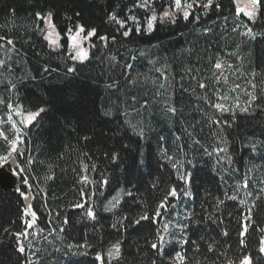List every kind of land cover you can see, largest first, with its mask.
Here are the masks:
<instances>
[{
	"label": "trees",
	"instance_id": "trees-1",
	"mask_svg": "<svg viewBox=\"0 0 264 264\" xmlns=\"http://www.w3.org/2000/svg\"><path fill=\"white\" fill-rule=\"evenodd\" d=\"M219 2V9L213 7L206 13L196 8L199 21L179 16L174 24L158 20L149 33L145 26L148 13L133 8L135 0H0V37H5L0 40V59L7 61L0 67V99L4 101L0 118L6 119L9 102L22 104L25 111L46 109L24 129L20 146L24 156L17 157L31 189L23 184L18 187L31 196L24 200L16 189L0 187V264H25V257L31 258V264H100L97 253H105L117 241L119 260L109 262L105 256L104 264H151L153 259L156 264H174L169 257L181 247L188 250L190 259L203 264H224L227 258L238 264L245 255L251 256L252 264H264L260 251L264 148L258 146L253 153L249 147L250 139L264 140V0L255 23L243 13L236 15L234 0ZM163 3L165 0H159L156 5L158 14ZM48 11L53 13L62 48H49L37 28V24L40 28L45 25L36 20L35 13ZM113 11L119 19L135 15L141 30L137 32L136 22L128 19L126 28L132 34L124 37L121 33L126 28L109 19ZM77 24L97 30L86 41L90 59L84 63L69 57L72 49L66 33L68 29L74 32ZM245 24L257 33L255 39L242 35ZM208 27L212 32L205 34L203 29ZM105 35L109 37L106 44L99 40ZM217 59L224 62L221 70L214 68ZM129 64L131 68L126 67ZM72 67L75 71L69 72ZM199 83L207 87L201 89ZM249 93L258 99L250 113H243L236 105L247 106ZM212 103L232 108L234 117L218 112ZM169 105L177 108L176 114L167 111ZM106 111L111 115H104ZM217 119L229 120L232 126L216 125L213 121ZM0 127L9 140L15 138L8 122ZM140 130L143 137L138 135ZM224 146L228 152L213 151ZM9 147L0 138V154ZM114 153L118 154L116 160L112 159ZM29 158L35 163L28 165ZM85 163L87 173L82 172ZM185 173L190 174V185L179 178ZM84 174L91 183L81 182ZM49 176L53 178L47 179ZM245 177L247 188L243 187ZM103 179L108 183L101 186ZM173 185L192 196L169 197L171 207L154 223L152 213ZM231 196L236 199H229ZM113 197L120 203L112 212L105 211L109 201L115 203ZM254 199L253 222L241 246V222ZM218 200L224 203L218 205ZM29 203L38 219L27 229L28 237L21 238L26 253L20 254L13 233L24 231L25 222L31 219L23 212ZM78 203H84V208L73 207ZM89 207L96 213L95 220L86 216ZM144 212L149 214L148 220L129 223ZM187 213L198 223L185 238L196 241L199 250L191 243L175 248L166 245L163 256H158L150 247L159 235L157 229L169 221H182ZM125 215L129 220L121 228L118 221ZM169 231L177 239L182 235L174 228ZM85 241L91 247H68ZM208 244L214 245V252H208Z\"/></svg>",
	"mask_w": 264,
	"mask_h": 264
},
{
	"label": "snow or ice",
	"instance_id": "snow-or-ice-1",
	"mask_svg": "<svg viewBox=\"0 0 264 264\" xmlns=\"http://www.w3.org/2000/svg\"><path fill=\"white\" fill-rule=\"evenodd\" d=\"M159 3V0H135V3L133 4V8H139V9H144L148 13L146 17V31L147 32H152L155 28V23L159 21H169L170 23H175L177 17L179 16L180 18L184 20H188L190 17H192L194 20L199 21L200 20V15L195 13L196 8H201L205 11V13L215 7L216 9H219L221 7V4L219 0H165V3L161 4V10L159 14L157 13L156 10V5ZM234 3L237 5L236 6V15L239 16L241 13H243L250 22L255 23L257 17L260 15L261 8H262V0H246V3L244 4L243 7L239 6L240 5V0H234ZM131 11V9H129ZM35 18L37 21H41L44 23L45 27L40 28V25L37 24V28L43 33V39L48 42V47L53 48V49H59L62 48L63 45L60 43V33L56 29V25L53 22V13L51 11L41 13V12H36L35 13ZM109 19L115 21L120 28H126L127 20L131 19L134 22H136V31L139 32L141 30V25L138 22V18L135 15H132L130 17H127L125 19H119L116 12H112L109 14ZM227 19V18H225ZM239 27V25H237ZM237 27H234L232 30L236 31ZM245 31L242 33V35L248 36L252 39H255L257 36V33L253 31L252 27H249L247 24L244 25ZM96 29L91 28V29H86L83 24H77L76 29L73 32L72 29H68V32L66 33L68 37V44L72 51L69 53V57L71 60L79 62V63H84L85 61L90 59V49L89 47L85 46V41H89L92 37L96 36ZM203 32L205 34L211 33L212 28H204ZM124 37H128L132 34V29L131 28H126L121 33ZM261 35H264V33H261ZM115 36L111 37V40L115 42ZM0 40H5V37H0ZM99 40L103 43H107L109 40L108 36H100ZM8 45H13L14 42L12 40H7L6 41ZM0 47H3V45H0ZM94 47V45H92ZM135 59V57H133ZM7 61L0 59V67H4L6 65ZM126 67L131 68L132 65H127ZM224 67V62L222 60L217 59L216 62L214 63V68L216 70H221ZM69 72H74L75 67L69 68ZM157 71H160L157 69ZM189 72H192V69H188ZM251 76L253 79L257 76L256 72H252ZM166 79V77H165ZM195 79V77H193ZM219 79V77H217ZM198 86L203 89L206 88L207 85L204 83H199ZM111 87V85H110ZM238 87V86H237ZM253 88H255V85H252ZM16 89V84H11V90ZM249 99L247 101V106L245 107H240L239 105H236L237 108L243 113H250L253 110V104L254 102L258 99V97L253 94L249 93ZM221 99H226V97H221ZM0 103H4L2 99H0ZM214 109H216L220 113H231L234 117L235 113L232 108L226 106L223 103H212L211 105ZM256 107H260L259 105H256ZM7 108L10 110L7 113L6 119L0 118V124L2 123H7L10 122L11 128L15 133V138L9 140V137L4 133L3 128L0 127V138H3V140L7 141L10 145V147L6 150L5 154H0V168H5L7 167L8 169L11 170L12 175L22 178V184L24 186H27V188L31 189V184L29 183V178L28 176L24 175L25 173V167L21 165L20 160L17 159V157H22L24 156V152L20 150V146L24 144V138L26 133L24 132V129L32 126L33 123L37 120L38 117L41 116V113H44L46 109L44 107H39L35 111H25L24 106L22 104H15L13 105L11 102L7 104ZM167 111L171 114H176L177 108L174 105H169L167 108ZM13 113L15 116L20 118V125H17V121L13 119ZM104 115L108 116L111 115L110 111L104 112ZM125 123H128L125 121ZM214 124L220 125V126H228L231 127L232 124L229 122V120H221L217 119L213 121ZM135 128V126H132ZM138 135L140 137L144 136V131L140 130L138 132ZM262 136H264V132L261 133ZM85 140L90 139V137L85 136L83 137ZM221 142H223V137L220 138ZM196 143H199V141H196ZM258 146L261 148H264V140H261L259 138H255L254 142L250 139L249 142V147L253 153H255L258 150ZM165 151H167L165 149ZM214 152L216 153H226L229 151L228 146L224 147H216L213 149ZM118 158V154H113L112 159L116 160ZM169 160L172 159V157H167ZM223 159V157H221ZM35 163V161L32 158H29L27 160V164L31 165ZM15 165V167H13ZM89 165L87 163L83 164L82 172L87 173ZM173 167H175V164H173ZM92 170H95V165H92ZM52 176L47 177V179H52ZM179 178L184 181L186 185H190L191 183V177L190 174H181ZM81 182H86V183H91L89 180V177L87 174H84L81 176ZM108 183L107 179H103L100 181L101 186L106 185ZM153 187H156L154 184ZM243 187L247 188L248 187V179L247 177L244 178L243 181ZM17 192H20V195L23 197L24 200H28L29 196H31V192H21L20 188H16ZM183 195L185 197H190L192 196V193L188 190H180L178 191L177 188L173 185L164 195L160 203L157 205L155 211L152 213V220L154 223H159L160 219L163 216V210L167 209L168 207H171L169 204V197L171 198H177L180 195ZM83 196V193H81ZM127 195H131V192H128ZM251 195V193H249ZM33 199L35 197H32ZM229 199H236L235 196L229 197ZM113 203L112 201H109L108 207H106L104 210L108 212H112L120 203V200L117 199L116 197H113ZM224 203L223 200H218V205ZM241 204L245 203V201L241 200ZM217 205V207H218ZM84 203H78L74 204L73 207L75 208H84ZM256 207V200L254 199L252 201V207L248 209L247 215L243 217V220L241 222V232H240V245L244 246L245 241H244V236L247 234L248 231V225L252 223V210L253 208ZM24 214L27 216L30 214L31 219L27 220L26 223V228L22 232H16L13 233V235L16 237L17 240V245L16 249L20 254L26 253V247L21 239L27 238L29 235V232L27 229L33 228V226L36 224V221L38 219L36 211L33 210L32 205L29 203L24 209H23ZM86 216L89 219H96V213L95 211L89 207L86 209ZM149 214L147 212H144L142 215L139 216L138 219H132L129 221L131 224H136L139 225L142 221L148 220ZM208 219L212 223H217L216 220H213L211 215H209ZM124 220H129L128 216L125 215L121 218V221H118L120 223L121 228H124L123 221ZM203 222V221H200ZM63 223L67 225L69 223L68 219L65 217L63 220ZM198 223L193 219V214L192 213H187L184 216V219L180 222H171L169 221L168 223H165L162 226V229L158 228L157 232L159 235L156 237L154 242H151L150 247L151 249L155 250L158 256H163L164 251H165V246L166 245H172L173 248L177 244L179 245H187L191 243V245L195 248V250H199V245L197 244L196 241H189L185 237L188 235L189 229L192 227L193 224ZM113 228H116L117 225L113 224ZM174 228L176 231L181 233L182 235L180 236L179 239H177L175 232H170L169 229ZM126 230V229H124ZM8 229H5V232H7ZM41 231H43L41 229ZM52 231H55L53 229ZM61 232L64 231L63 228L60 229ZM264 231V230H262ZM224 236H227L228 233L227 231L223 232ZM202 239V237H201ZM70 249L71 248H87L91 247L85 241L83 245H69L68 246ZM207 250L208 252H214L215 247L213 244H208L207 245ZM170 252H172V248L169 249ZM187 249H184L181 247L180 250L174 251V253L169 257L174 264H203L202 261L198 259H190L189 256L187 255ZM260 251L264 252V238L261 239L260 241ZM35 255V253H33ZM105 256L108 258V261L110 262L112 259H117L119 260L121 256V248H120V242L117 241L115 244H112L111 247L105 252V253H97L96 259L100 261V264H104V258ZM207 259V258H205ZM25 264H31V258L30 257H25ZM151 264H156V260L153 259ZM210 264H215L214 261L210 262ZM224 264H235V262L231 258H227L224 262ZM238 264H252V259L250 255H245L243 256L242 259L239 260Z\"/></svg>",
	"mask_w": 264,
	"mask_h": 264
},
{
	"label": "water",
	"instance_id": "water-1",
	"mask_svg": "<svg viewBox=\"0 0 264 264\" xmlns=\"http://www.w3.org/2000/svg\"><path fill=\"white\" fill-rule=\"evenodd\" d=\"M22 185L18 177L12 175V172L7 168H0V187L7 191L9 189H16Z\"/></svg>",
	"mask_w": 264,
	"mask_h": 264
},
{
	"label": "rangeland",
	"instance_id": "rangeland-1",
	"mask_svg": "<svg viewBox=\"0 0 264 264\" xmlns=\"http://www.w3.org/2000/svg\"><path fill=\"white\" fill-rule=\"evenodd\" d=\"M245 3H246V0H240V5H239V6L243 7ZM85 46L87 47L86 41H85ZM13 119L17 121V125H18V126H22V125H20V118L17 117V116H15L14 113H13ZM8 123L10 124V122H8ZM10 125H11V124H10ZM9 170H10V169H9Z\"/></svg>",
	"mask_w": 264,
	"mask_h": 264
}]
</instances>
